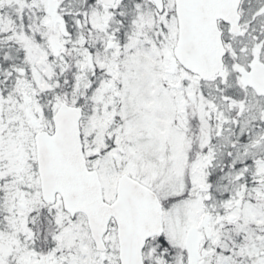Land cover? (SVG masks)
<instances>
[{"label": "snow or ice", "instance_id": "6c2138e0", "mask_svg": "<svg viewBox=\"0 0 264 264\" xmlns=\"http://www.w3.org/2000/svg\"><path fill=\"white\" fill-rule=\"evenodd\" d=\"M0 264H264V0H0Z\"/></svg>", "mask_w": 264, "mask_h": 264}]
</instances>
